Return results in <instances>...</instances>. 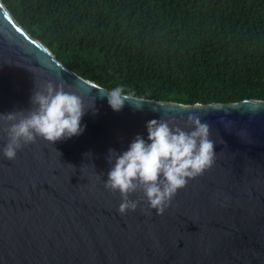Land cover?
I'll return each instance as SVG.
<instances>
[{"label": "water", "instance_id": "95a60500", "mask_svg": "<svg viewBox=\"0 0 264 264\" xmlns=\"http://www.w3.org/2000/svg\"><path fill=\"white\" fill-rule=\"evenodd\" d=\"M49 81L81 96L86 128L54 145L38 137L9 161L0 119V264H264L263 101L130 96L114 111L109 90L57 59L0 0V114L30 109L35 87ZM190 115L210 125L214 165L179 189L163 215L146 200L143 211L119 214L120 193L104 187L109 149L126 151L138 134L147 140L154 119L190 131Z\"/></svg>", "mask_w": 264, "mask_h": 264}, {"label": "trees", "instance_id": "16d2710c", "mask_svg": "<svg viewBox=\"0 0 264 264\" xmlns=\"http://www.w3.org/2000/svg\"><path fill=\"white\" fill-rule=\"evenodd\" d=\"M102 89L184 104L264 102V0H1Z\"/></svg>", "mask_w": 264, "mask_h": 264}, {"label": "clouds", "instance_id": "9594fccd", "mask_svg": "<svg viewBox=\"0 0 264 264\" xmlns=\"http://www.w3.org/2000/svg\"><path fill=\"white\" fill-rule=\"evenodd\" d=\"M130 96L122 85L107 93L109 105L117 112L130 101ZM31 105L30 109L0 114V119L8 122L4 129L8 141L2 154L9 161H14L18 151L35 143L38 137L54 145L83 134L86 128L81 123L88 111L83 99L66 91L63 84L49 81L42 89L35 87ZM94 107L95 100L91 109ZM134 108L142 110L143 103H135ZM188 124L190 131L162 118L150 120L146 124L147 140L138 134L126 151L109 149L111 168L104 187L120 193L119 214L143 211L146 200L157 215H163L179 189L214 165L216 145L210 138V125L196 115L188 117ZM136 193L142 195L132 199Z\"/></svg>", "mask_w": 264, "mask_h": 264}]
</instances>
